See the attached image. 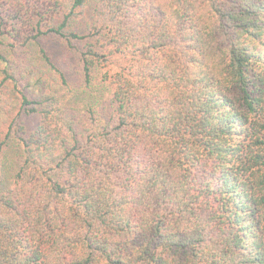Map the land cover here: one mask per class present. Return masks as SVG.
I'll list each match as a JSON object with an SVG mask.
<instances>
[{
	"label": "trees",
	"instance_id": "16d2710c",
	"mask_svg": "<svg viewBox=\"0 0 264 264\" xmlns=\"http://www.w3.org/2000/svg\"><path fill=\"white\" fill-rule=\"evenodd\" d=\"M0 264H264V0H0Z\"/></svg>",
	"mask_w": 264,
	"mask_h": 264
}]
</instances>
